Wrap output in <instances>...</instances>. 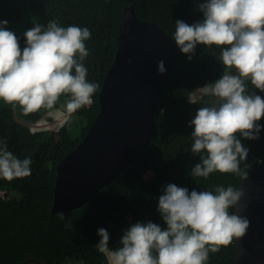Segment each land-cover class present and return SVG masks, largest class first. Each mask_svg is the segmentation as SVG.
I'll return each instance as SVG.
<instances>
[{
    "label": "trees",
    "instance_id": "obj_1",
    "mask_svg": "<svg viewBox=\"0 0 264 264\" xmlns=\"http://www.w3.org/2000/svg\"><path fill=\"white\" fill-rule=\"evenodd\" d=\"M204 0H0V21L13 31L21 51L26 46L24 33L40 24L46 29L50 20L59 26L88 27L91 38L85 41L89 55L83 61L88 69L86 79L99 84L93 104L78 109L58 130H33L29 123L40 120L45 109L24 115L21 108L0 100V147L17 158L31 159V175L8 181L0 178V264H108L105 254L96 245L102 239L97 230L107 229L109 249L120 247L124 230L132 224L149 221L166 229L158 211V197L166 185L174 183L191 192L211 190L217 186L239 188L243 176L213 172L208 178L192 177L191 170L200 163L201 154H193L189 122L200 107L212 104L215 98H203L196 104L188 96L200 85L219 79L225 67L219 60L216 45L198 44L191 60L173 40L174 62L165 92L158 105L156 123L149 143L111 183L100 188L82 206L52 213L58 163L87 134L101 109L100 91L107 71L114 61L117 37L123 27L124 9L134 5L140 19L158 22L173 37L175 20L189 25L202 22L198 5ZM225 47V46H221ZM74 71V70H73ZM247 93L264 98V91L246 81ZM62 95L55 107L65 104ZM17 113L22 117L18 119ZM258 124L264 125V117ZM249 149L247 159L240 161L243 172L264 166V127L259 138L249 140L236 134ZM152 171L148 179L146 173ZM234 213V207L229 208ZM64 219H61V216ZM131 216V218H130ZM236 238L219 252H209L205 264H235ZM155 255V253H153Z\"/></svg>",
    "mask_w": 264,
    "mask_h": 264
},
{
    "label": "clouds",
    "instance_id": "obj_2",
    "mask_svg": "<svg viewBox=\"0 0 264 264\" xmlns=\"http://www.w3.org/2000/svg\"><path fill=\"white\" fill-rule=\"evenodd\" d=\"M198 7L203 21L189 25L175 20L172 39L189 60L198 44L216 45L225 70L215 82L200 85L188 96L191 104L215 98L212 104L200 107L189 122L194 126L191 152L205 153L199 155L201 162L190 175L208 178L219 171L247 177L253 171L243 172L240 161L247 159L249 149L236 134L256 140L264 127L257 123L264 117V98L247 93L245 83L250 81L264 91V0H204ZM8 23L0 21V100L13 108L19 106L24 115L45 109L54 116L52 109L62 105L55 107L57 101L67 96L64 119L56 128H43L58 130L78 109L93 104L99 88L87 81L88 69L83 64L89 55L85 41L92 33L88 27H61L50 20L46 29L36 24L24 33L26 46L21 51L17 35L5 27ZM225 45L230 47H221ZM165 71L164 60H159L158 72ZM107 109L110 116L119 115L110 102ZM30 164V158L21 160L8 151L6 143L0 147V178L28 177ZM243 196L242 188L232 186H217L214 194L211 190L189 192L170 183L158 197L166 229L151 221L134 223L124 230L120 247L111 250L107 229L99 228L102 239L96 248L105 254L108 264H205L209 252H219L246 234L249 220L229 213Z\"/></svg>",
    "mask_w": 264,
    "mask_h": 264
},
{
    "label": "water",
    "instance_id": "obj_3",
    "mask_svg": "<svg viewBox=\"0 0 264 264\" xmlns=\"http://www.w3.org/2000/svg\"><path fill=\"white\" fill-rule=\"evenodd\" d=\"M164 60L166 71L158 72ZM176 61L173 39L155 21L140 19L134 5L124 9L117 50L100 92L101 109L83 140L57 166L52 213L82 206L111 183L149 143L158 105ZM115 99L110 116L108 103ZM234 213L249 227L236 238L235 264H264V166L244 177Z\"/></svg>",
    "mask_w": 264,
    "mask_h": 264
},
{
    "label": "rangeland",
    "instance_id": "obj_4",
    "mask_svg": "<svg viewBox=\"0 0 264 264\" xmlns=\"http://www.w3.org/2000/svg\"><path fill=\"white\" fill-rule=\"evenodd\" d=\"M225 47H230V46L225 45ZM233 74H235V70H233ZM64 105L65 104H62L59 108H57L55 110L52 109V111L54 113V116H49L47 114V110H46L45 113L43 114L44 116L41 118V120H38L36 122H31L32 129L33 130H36V129H41V128L42 129L43 128H56L57 125L64 119V116H65V113H66V112H63V111H65ZM15 110L17 111V108L16 107H15ZM17 116H18V119L19 120L22 119V117L19 116L18 113H17ZM72 117H73L72 120H74L75 115L72 114ZM152 175H153V172H149L147 174L148 177H151ZM0 194H5L4 193V190L2 192H0Z\"/></svg>",
    "mask_w": 264,
    "mask_h": 264
},
{
    "label": "bare ground",
    "instance_id": "obj_5",
    "mask_svg": "<svg viewBox=\"0 0 264 264\" xmlns=\"http://www.w3.org/2000/svg\"><path fill=\"white\" fill-rule=\"evenodd\" d=\"M110 106H111L112 108L115 107V101H114V100L110 101ZM61 114H62V113H61Z\"/></svg>",
    "mask_w": 264,
    "mask_h": 264
},
{
    "label": "flooded vegetation",
    "instance_id": "obj_6",
    "mask_svg": "<svg viewBox=\"0 0 264 264\" xmlns=\"http://www.w3.org/2000/svg\"><path fill=\"white\" fill-rule=\"evenodd\" d=\"M35 264H42L41 262H39V261H37V262H35Z\"/></svg>",
    "mask_w": 264,
    "mask_h": 264
}]
</instances>
